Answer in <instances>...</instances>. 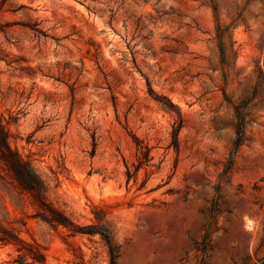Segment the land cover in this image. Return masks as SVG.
<instances>
[{
    "label": "rangeland",
    "instance_id": "374dc122",
    "mask_svg": "<svg viewBox=\"0 0 264 264\" xmlns=\"http://www.w3.org/2000/svg\"><path fill=\"white\" fill-rule=\"evenodd\" d=\"M0 120V264H264V0H0Z\"/></svg>",
    "mask_w": 264,
    "mask_h": 264
},
{
    "label": "trees",
    "instance_id": "16d2710c",
    "mask_svg": "<svg viewBox=\"0 0 264 264\" xmlns=\"http://www.w3.org/2000/svg\"><path fill=\"white\" fill-rule=\"evenodd\" d=\"M243 119L239 120V130H240V137L238 140V143L241 142L242 139V132H243ZM0 159L4 160L9 164L10 167L14 168L15 170L21 169L22 171H25L27 174V186L28 189L33 192V194L38 193L37 192V174L33 171V169L27 164L25 161H23L19 156H17V153L11 148L8 142V131L4 125V123L0 120ZM51 213L42 212V216L45 217L48 221L52 222L53 224H64L65 226H68L69 219L60 211L53 207H48ZM4 242H8V239H2ZM20 242L25 243V246L19 247V250H21V258L22 261H20V264H36V261L39 260L38 255L35 253H32L29 251L28 247H32V244L23 241L19 239ZM27 257H32L33 260L31 262L25 263V260Z\"/></svg>",
    "mask_w": 264,
    "mask_h": 264
}]
</instances>
